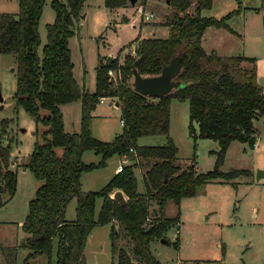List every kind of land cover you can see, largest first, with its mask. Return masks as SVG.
Wrapping results in <instances>:
<instances>
[{
  "label": "trees",
  "instance_id": "16d2710c",
  "mask_svg": "<svg viewBox=\"0 0 264 264\" xmlns=\"http://www.w3.org/2000/svg\"><path fill=\"white\" fill-rule=\"evenodd\" d=\"M17 13L0 14V55L15 58V104L43 129L36 134L26 162L21 166L39 180L33 196L27 201L21 222L25 233L19 246L26 249L21 264H51L55 242L54 264H86L84 248L95 225L110 224V249L115 264H162L150 251V243L163 239L178 248V241L165 237L177 225L179 213L164 214V205L195 196L207 181H228L247 169L219 166L229 143L255 142L252 122L264 119V93L256 80L254 59L244 56L220 57L205 53L200 39L207 28L228 29L226 20L239 12V6L216 19L201 17L210 8V0H168L170 16L165 38H141L136 41L134 57L129 53L120 63L113 58L108 68L98 63L94 69V90L80 89L73 78L68 41L74 34L85 0H51L53 20L45 25V43L37 54V24L44 0H16ZM111 11L123 8L127 0H102ZM239 4V0H236ZM192 13L186 11L191 7ZM179 57V71L174 87L160 98H151L131 88V70L141 77L158 75L161 68ZM139 59L135 66L134 62ZM249 64V67L241 66ZM108 71L116 74L112 81ZM99 98H115L121 129L110 141H100L91 132V112ZM170 99L187 102V135L193 141L211 140L217 144L211 169L197 173L193 164L180 168L175 163L177 147L168 136ZM79 101V128L76 133L63 130L60 105ZM8 120L0 121V206L16 188V172L9 168V142L1 141ZM161 135L162 145H140L142 136ZM131 148L143 160L146 169L141 177L143 190L137 191L132 167L125 165L95 191H82L80 174L104 165L106 158L125 154ZM59 149V150H58ZM99 155L97 162L81 160L83 151ZM132 159V158H130ZM120 190L125 203L110 197ZM75 197L74 218H64V205ZM100 206L94 216L95 199ZM154 205L152 217L149 207ZM131 242L130 253L114 244L118 227ZM177 230V229H176ZM4 264H14L15 247L2 250Z\"/></svg>",
  "mask_w": 264,
  "mask_h": 264
},
{
  "label": "rangeland",
  "instance_id": "374dc122",
  "mask_svg": "<svg viewBox=\"0 0 264 264\" xmlns=\"http://www.w3.org/2000/svg\"><path fill=\"white\" fill-rule=\"evenodd\" d=\"M50 1L44 0L37 24L38 55L45 43V25L53 20ZM137 1L136 5L141 0ZM167 1L145 0V11L142 10V13L151 14L152 17L148 20H144L140 8L135 10L136 6L127 4L124 9L121 8L127 18L125 22H121L119 13L105 9L102 0L85 1L81 11L83 19L78 18L74 25V34L68 41L73 78L82 91L93 92L94 67L97 63L103 64L106 57L115 58L119 63L125 54L134 51V43L138 39L167 36L170 16ZM210 2L209 9L200 11L201 17L219 19L235 10L237 6L239 12L226 20L228 29L207 28L204 31L201 39L203 51L207 54L213 52L220 57L252 58L255 72L264 71V0H239V4L236 0ZM192 8L193 6L186 12L191 14ZM16 13V0H0V14ZM161 26L163 27L160 28ZM131 57H134V53ZM15 66V58L12 55H0V121L8 120L1 141L4 144L9 142V153L16 155L18 162L24 163L36 140L35 133L40 134L43 128L36 125L27 113L15 104ZM241 66L248 68L249 64L241 63ZM109 77L115 81L117 76L111 72ZM59 110L64 132L76 133L79 128V101L60 105ZM187 115L186 101L170 99L168 136L177 147L175 163L180 168L193 164L195 172H204L212 168L217 146L215 148L214 142L210 140H196L195 148H192L193 141L187 135ZM91 117L92 135L100 141H110L121 129L120 111L110 99L105 100L103 104L97 103ZM252 126L256 131L254 146L249 148L245 143L234 141L219 167L223 171L243 168L248 170V174H241L228 181H207L198 188L195 196L181 198L178 205L171 201L166 202V216L179 213L178 225L170 227L165 234L170 241H178V248H173L164 240L152 241L150 251L160 263L264 264V119L253 121ZM136 142L140 145H162L165 139L161 135L142 136ZM98 158L99 155L91 150L83 151L81 155V160L85 163L97 162ZM127 158L122 154L112 155L106 158L101 167L82 172L81 190H98L112 175V170L120 160ZM138 161L132 171L137 180L138 191H142L141 177L146 166L140 157ZM125 162L133 163L129 158ZM17 174L14 194L0 206V264H4L2 250L5 248L15 247L14 264H21L26 254V249L19 246L25 233L17 222L23 220L27 201L33 196L39 180L35 179L29 170L22 171L21 167L17 168ZM75 203V197L67 200L64 205V218H74ZM99 206L100 198H96L94 216ZM153 209L154 205L151 204L149 217H152ZM112 224L118 227L116 222ZM109 233L108 223L95 225L91 229L87 236V247L84 248L86 264H115ZM113 240L116 246L126 248L131 254V242L119 227ZM54 254L55 242L51 264L55 261Z\"/></svg>",
  "mask_w": 264,
  "mask_h": 264
},
{
  "label": "water",
  "instance_id": "95a60500",
  "mask_svg": "<svg viewBox=\"0 0 264 264\" xmlns=\"http://www.w3.org/2000/svg\"><path fill=\"white\" fill-rule=\"evenodd\" d=\"M128 4L133 6L136 0H127ZM112 61L111 57H106L104 59L103 66L105 68L109 67L110 62ZM139 59H136L134 65L136 66L139 63ZM179 62L180 58L176 57L172 59L166 66L162 67L159 74L150 77H141L137 74L136 70H131V88L143 95L151 98H160L161 96L167 94L174 87V78L179 71ZM257 82L261 87H264V75L257 78ZM0 97V102H1ZM115 106L117 104L115 103ZM1 108V107H0ZM112 198H114L118 203L124 204L125 199L123 198L120 190H115L112 193ZM162 242L163 239H160ZM86 247V245H85Z\"/></svg>",
  "mask_w": 264,
  "mask_h": 264
},
{
  "label": "crops",
  "instance_id": "0c3cea01",
  "mask_svg": "<svg viewBox=\"0 0 264 264\" xmlns=\"http://www.w3.org/2000/svg\"><path fill=\"white\" fill-rule=\"evenodd\" d=\"M86 1V0H85ZM137 1V0H136ZM140 3V5L139 4H135V5H133L132 7H134V6H136V8H135V10L137 9V8H140L141 9V14H144V13H142V10H144V3H145V0H141V1H139ZM135 3H138V1L137 2H135ZM85 5V2H84V4H83V6ZM103 5V4H102ZM83 6H82V8H83ZM104 7V6H103ZM106 9V8H105ZM122 9H124V8H122ZM122 9L121 8H118V9H114V10H111L110 12H114V13H119V15H120V20H121V22H125V21H127V18L123 15V13H122ZM81 11H82V9H81ZM109 11V10H108ZM118 11H120V12H118ZM145 11V10H144ZM83 13L81 12L80 13V16H79V18L80 19H83ZM152 26V25H151ZM165 26V25H164ZM142 27V26H141ZM153 27V26H152ZM163 26H161L160 28H162ZM155 28V27H154ZM204 33V32H203ZM153 35V34H152ZM202 36H203V34H202ZM147 38H152V37H147ZM201 39H202V37H201ZM200 39V45H201V42H202V40ZM139 40V39H138ZM136 44V42L134 43V45ZM113 59V58H112ZM118 61H120V60H118ZM121 62V61H120ZM119 62V63H120ZM72 63V62H71ZM98 64V63H97ZM95 67H96V65H95ZM95 67H94V69H95ZM72 70H73V64H72ZM264 75V71H262V72H258V71H256V80H257V78L258 77H261V76H263ZM261 87V86H260ZM262 89L264 88V87H261ZM109 100L110 99V101L111 102H114V106H115V103L117 104V106H115V107H117L118 109H119V107H118V103H117V101H116V99L115 98H104V101L105 100ZM104 101L102 102V103H99L98 102V104H103L104 103ZM66 105V104H65ZM62 116V115H61ZM119 125L121 126V121H120V119H119ZM253 127V126H252ZM254 130H255V128H253ZM118 134V133H117ZM116 135V134H115ZM95 138V137H94ZM98 140V139H97ZM211 141V140H210ZM214 143L213 144H215V148H216V146H217V144H216V142L215 141H213ZM234 141H232V142H230L229 143V145H228V147L226 148V151H225V154H226V152L228 151V148H229V146H230V144L231 143H233ZM238 142V141H237ZM241 143H245V142H241ZM256 143V131H255V142H254V144ZM246 144V143H245ZM254 146V145H253ZM217 149V148H216ZM215 149V150H216ZM83 153V152H82ZM225 154H224V157H225ZM97 155V154H96ZM224 157H223V161H224ZM15 160H17V156L16 155H11L10 154V156H9V168H11V169H13V170H15V172H16V177H17V168H22V171L23 170H25L26 168H24V167H22L21 166V163H20V161L18 162V160L17 161H15ZM98 160H99V158H98ZM222 161V162H223ZM117 162H118V159H117ZM222 164V163H221ZM118 165V164H117ZM116 165V166H117ZM115 166V167H116ZM221 166V165H220ZM219 166V167H220ZM221 170V169H220ZM223 171V170H222ZM115 173V168L112 170V174H114ZM110 178V177H109ZM136 188H137V191H138V186L136 185ZM115 191V190H114ZM113 191V192H114ZM113 192H111L110 193V197H112V193ZM138 192H141V191H138ZM121 194H122V192H121ZM122 196H123V194H122ZM124 197V196H123ZM11 198V197H10ZM10 198H7L6 199V201L2 204V205H4ZM125 198V197H124ZM66 219V218H65ZM21 220H19L18 222H17V224L20 226L21 225ZM179 222V221H178ZM109 224V223H108ZM178 225V224H177ZM86 247H87V244H86Z\"/></svg>",
  "mask_w": 264,
  "mask_h": 264
},
{
  "label": "built area",
  "instance_id": "2783aa9c",
  "mask_svg": "<svg viewBox=\"0 0 264 264\" xmlns=\"http://www.w3.org/2000/svg\"><path fill=\"white\" fill-rule=\"evenodd\" d=\"M151 17H152L151 14H143V18H144V20H148V19L151 18ZM132 53H133V52H132ZM132 53H130V56H132ZM108 74L110 75V74H111V71H108ZM103 101H104V98H99V100H98L99 103H102ZM128 151L131 152V157H128V156H126L125 154H122L123 157H126V158L128 157L129 159L132 158L131 160H132L133 162H137L140 156L136 155L135 152L133 151V149H131V148H129ZM128 158H127V159H121V160H120V163H118V165L115 167V172H119V171H121V168H122L124 165H128V164L125 162L126 160H128Z\"/></svg>",
  "mask_w": 264,
  "mask_h": 264
}]
</instances>
